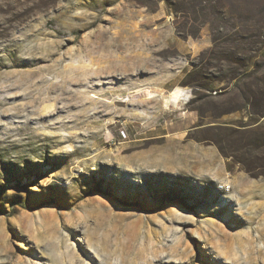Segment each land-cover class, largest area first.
I'll list each match as a JSON object with an SVG mask.
<instances>
[{
    "label": "rangeland",
    "instance_id": "1",
    "mask_svg": "<svg viewBox=\"0 0 264 264\" xmlns=\"http://www.w3.org/2000/svg\"><path fill=\"white\" fill-rule=\"evenodd\" d=\"M0 264H264V0H0Z\"/></svg>",
    "mask_w": 264,
    "mask_h": 264
}]
</instances>
